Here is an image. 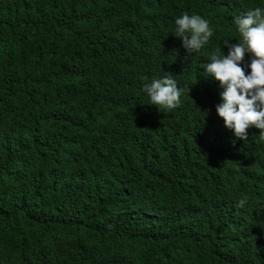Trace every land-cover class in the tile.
I'll return each instance as SVG.
<instances>
[{"label": "trees", "instance_id": "obj_1", "mask_svg": "<svg viewBox=\"0 0 264 264\" xmlns=\"http://www.w3.org/2000/svg\"><path fill=\"white\" fill-rule=\"evenodd\" d=\"M255 7L0 0V264H264V139L224 127L204 73ZM185 12L214 31L191 55ZM166 72L190 88L170 113L143 91Z\"/></svg>", "mask_w": 264, "mask_h": 264}, {"label": "clouds", "instance_id": "obj_2", "mask_svg": "<svg viewBox=\"0 0 264 264\" xmlns=\"http://www.w3.org/2000/svg\"><path fill=\"white\" fill-rule=\"evenodd\" d=\"M174 24L175 37L189 55L202 51L214 35L209 21L198 14L182 13ZM234 24L238 41H223L228 49L226 55L222 48L210 54V62L204 66L205 77H212L222 89L215 111L224 127L243 141L248 139V130L256 128L264 139V8L247 10L234 18ZM144 79L147 81V77ZM143 91L151 106L170 113L181 107V97L185 92L189 96L190 88L180 87L171 72H166L163 77L146 82ZM247 200V196L241 198L238 207L243 208Z\"/></svg>", "mask_w": 264, "mask_h": 264}]
</instances>
